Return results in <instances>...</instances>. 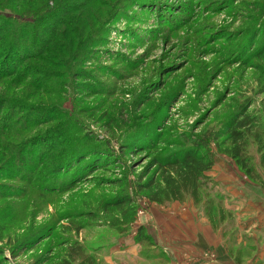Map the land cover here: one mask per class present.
Returning <instances> with one entry per match:
<instances>
[{
    "label": "rangeland",
    "instance_id": "374dc122",
    "mask_svg": "<svg viewBox=\"0 0 264 264\" xmlns=\"http://www.w3.org/2000/svg\"><path fill=\"white\" fill-rule=\"evenodd\" d=\"M108 1L113 14L102 27L104 34L99 35L103 43L80 68L60 81L62 95L57 111L34 112L35 126L24 135L29 149L46 145L55 149L51 164L37 170L53 190L42 193V189L29 188L26 170L20 174L23 179L12 169L1 171L0 220L7 225L5 234L9 238L0 247L8 259L6 264H37L44 255H61L62 249L56 245L62 240H78L91 253L99 248L95 255L101 261L104 254L122 246L119 240L128 241L140 228L156 248L145 244L135 248L129 242L126 250L136 253L129 256H133V264H208L214 260L213 250L197 240L201 239V235L197 237L201 226L204 231L208 225L211 236L212 231L219 234L208 218L211 211L206 203L196 206L187 199L162 206L148 202L136 187L139 174L158 152L152 148L137 155L134 150L148 146L160 133L163 136L156 148L166 149L168 154L180 149L166 145L176 137L184 139L185 134L206 139L223 131L232 116L240 112L264 114L262 85L257 81L264 78V72L255 71L252 60H247V52L260 47L264 29V18L255 12L258 6L250 8L248 4L258 5L264 0ZM80 69L85 72L77 77ZM50 114H55L56 122H46ZM84 136L92 140L84 142ZM251 141L248 152L259 168L260 154ZM210 144L216 164L224 166L222 171L231 170V159L222 155L214 140ZM68 148L92 152L96 157L85 165L88 160L78 159L69 168L71 173L67 171L60 178L54 164ZM233 177L230 182L226 180L229 185L235 187L238 181L243 185L244 175L240 180ZM205 182L207 192L211 182ZM246 188L254 193V201L264 200L260 185ZM125 195L135 202L137 215L121 234L108 225L100 211L104 203ZM228 198L225 209L238 220L237 213L244 211L242 207L234 209ZM90 211L93 217H88ZM82 213L83 218L79 217ZM70 215L73 220H67ZM178 220H184L183 225L193 224L181 228ZM79 226V233L73 231ZM245 228V223L239 227ZM251 236L256 240L264 237ZM26 238L31 243L19 250ZM162 252L169 255L168 260Z\"/></svg>",
    "mask_w": 264,
    "mask_h": 264
},
{
    "label": "trees",
    "instance_id": "16d2710c",
    "mask_svg": "<svg viewBox=\"0 0 264 264\" xmlns=\"http://www.w3.org/2000/svg\"><path fill=\"white\" fill-rule=\"evenodd\" d=\"M248 7H257L255 12L258 11L260 19L264 18L263 1L258 5L249 3ZM112 14L113 5L108 0H0V175L12 169V173L23 179L20 174L26 170L30 175L26 180L29 188L37 191L42 189V193L53 190L50 181H43L37 170L51 164L55 149L52 145L38 147L39 140L35 141L37 149H29L24 135L35 126L34 112L57 111L62 95L60 81L70 76L71 70L74 73L80 68L98 44L103 43L104 39L99 35ZM262 31L260 47L250 54L247 52V60H252L251 68L261 71V74L264 72V29ZM83 72L80 69L77 77ZM257 81L262 85L261 94L264 95V78ZM49 116L51 119H45L46 122L57 121L55 114ZM232 117L223 131L207 135L206 139L184 134V139L176 137L171 142L167 141L166 145L180 148L168 154L166 149L156 148L163 136L160 133L152 137L148 146L135 148L137 155L152 148L158 152L148 168L139 174L136 188L152 204L163 206L184 203L187 199H191L196 206L206 203V209L211 211L206 214L213 229H219L226 241L228 255L234 264H244L247 258H255L258 251L260 253L264 239L255 240L248 238L247 234L240 235L241 231L233 216L226 210L228 196L223 193L221 184L208 175L214 169L217 158L210 150V140L216 142L222 155L230 158L240 173L264 190V114L240 112ZM83 139L84 142L92 140L86 136ZM220 139L223 140L219 142ZM249 141L256 145L260 154L259 168L248 152ZM92 155V152H75V149L68 148L54 164L57 167L56 173L61 178V174L67 171L71 173L69 168L78 159L88 160L84 162L85 165L90 159H95L96 156L93 158ZM207 180H210L211 188L205 192ZM100 212L106 215L108 225L117 228L121 234L136 221L137 215L135 202L127 195L104 203L103 211ZM88 215L93 217L94 212L90 211ZM72 217L70 215L67 220H73ZM79 217L83 218V213ZM6 227L0 220V243L9 238L5 234ZM80 229L82 226L73 231L79 233ZM241 236L245 238L244 243L237 241ZM257 242L260 243L259 248ZM28 243H31L30 239L22 240L18 249L21 250ZM134 243L138 246L148 245L146 247L150 249L156 248L143 228L134 236ZM56 247L62 249L63 254L51 257L44 255L37 264L100 262L95 255L99 248L91 253L78 240H62ZM11 253L16 254L12 250ZM47 253H50V249ZM162 255L168 260L164 252ZM7 261L4 249L0 247V264H6ZM257 264H264V260Z\"/></svg>",
    "mask_w": 264,
    "mask_h": 264
},
{
    "label": "crops",
    "instance_id": "0c3cea01",
    "mask_svg": "<svg viewBox=\"0 0 264 264\" xmlns=\"http://www.w3.org/2000/svg\"><path fill=\"white\" fill-rule=\"evenodd\" d=\"M231 166H232L231 170L222 171L224 169V166L222 164L218 163L215 165L210 176L215 178V180L221 184L223 193L226 196L228 195V197H230L232 199V207L234 209H236V208L239 209V207H242L241 210H243L244 212L242 214H239V212H238L237 213L239 216L238 220H235L238 227H240L242 224L245 223L246 228L244 230L240 229V231H241L240 235H241V233L244 232V234H248L249 235L248 237H250V238L252 237L251 235L256 236L257 234H261L262 236H264V202H263L264 200L259 201V199H256V201H254L252 199V198H256V197L253 196L254 195L253 192L248 191L246 186L247 187L250 186V188L252 187L254 189V186H256V185H254L250 181H248L245 176L243 177V180H242L243 185H241L242 183H240V181H238L239 182V183H237L238 185L236 184L234 187L233 185H229L230 183L226 182V180H229V182H230V180H231L230 178H232L233 175L236 176L237 179L239 178V180L243 176L240 172H238V170L235 168L234 165H231ZM240 175H242V176L240 177ZM233 184H235V183H233ZM227 185H229V186L226 187ZM243 186H245V187H243ZM238 189H240V190H238ZM260 194H262L264 196V191H262ZM241 215L246 217L245 222H243L241 220V218H240ZM245 217H243V218H245ZM203 220L204 219H202V222L204 223ZM178 221H180L179 224H180L181 228L182 227L188 228L193 224L192 222H185V224L183 225L182 222L184 220H178ZM204 226L205 225H203V227ZM208 229H210V228L207 225L204 227V231L202 229V226H201V232H199L197 230V237L199 235H201L200 236L201 239L197 238V240L203 242L204 245L211 248L213 250V253H214L213 254L214 260L212 262H208V264H234L233 259L228 255V252L226 249V241L222 237L221 233L219 232V234H217V233H214L212 231V236H211V235H209ZM191 233H192V231H191ZM127 239H128V241H126V239L122 238V240H119V242H120V244H122V246H117L116 248L110 250L108 253L104 254L101 257V261L99 260L101 262V264H133V262H131L134 260V258H132L133 256L129 257L132 255L133 251L129 252L126 249L130 245L129 242H132V245L135 248L138 245L133 243L134 242L133 241L134 236H131ZM251 239H255V238L252 237ZM261 239H264V237H261ZM237 241H238V243L242 242L243 237L241 236L240 238H238ZM243 243H244V241H243ZM245 244H246V242H245ZM125 246H127V247H125ZM118 247H121L122 249H120ZM164 250L168 254L171 251V250H169V247H166V246H165ZM259 250H260V253L258 251V254H256L255 258H254V256L247 258L244 264H257L258 261L264 260V243H261V248ZM134 252H136V251H134ZM121 254L128 255V256H126V258H125ZM133 254L136 255V253H133ZM136 257H137V259H140L139 256H136Z\"/></svg>",
    "mask_w": 264,
    "mask_h": 264
}]
</instances>
